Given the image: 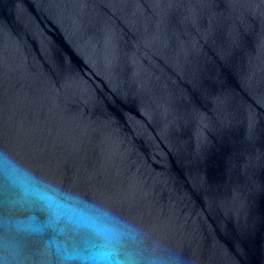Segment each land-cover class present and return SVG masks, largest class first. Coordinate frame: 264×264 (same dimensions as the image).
Wrapping results in <instances>:
<instances>
[{
	"label": "water",
	"instance_id": "95a60500",
	"mask_svg": "<svg viewBox=\"0 0 264 264\" xmlns=\"http://www.w3.org/2000/svg\"><path fill=\"white\" fill-rule=\"evenodd\" d=\"M0 264H264V0H0Z\"/></svg>",
	"mask_w": 264,
	"mask_h": 264
}]
</instances>
